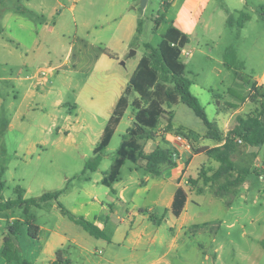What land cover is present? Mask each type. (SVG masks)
<instances>
[{"label":"crops","instance_id":"crops-1","mask_svg":"<svg viewBox=\"0 0 264 264\" xmlns=\"http://www.w3.org/2000/svg\"><path fill=\"white\" fill-rule=\"evenodd\" d=\"M212 1L196 0L189 11L180 7L163 38L174 28L189 41L201 24L208 28L203 16ZM240 2L249 5L247 0ZM132 3L131 0H0V141H5L2 154L10 152V140L18 141L17 145L28 141L33 149L52 145L50 141L64 140L75 143L79 149L89 139L94 150L142 59L132 63V72L123 71L121 62L125 60V65L129 64L126 55L133 47L140 19ZM174 5L175 0L170 7ZM222 10L218 9L221 15ZM230 17L227 22L232 27L234 22H229ZM251 19L249 16L246 22ZM43 70L45 75H41ZM254 82L264 88V66ZM193 86L192 81L191 91ZM217 116L218 111L213 121L219 122ZM125 119H128L126 133L135 119L129 109L112 140ZM189 132L193 133L190 129ZM149 140L160 144L157 137ZM224 143L215 142V147ZM187 148L180 151L175 165L163 167L158 176L147 172L146 179L140 182L121 184L120 174L111 186L105 185L102 180L112 163L102 176L95 177L104 158L98 170L81 174L84 192L80 210L72 212L83 211L82 215L109 238L91 235L61 211L59 198L73 194L78 187L61 189L57 191L60 193L57 200L35 207L49 210L54 216L51 220L36 222L33 215L39 226L37 239L29 234L28 218L15 216L21 209L2 212L0 217L7 222L6 231L9 223L19 222V236L13 238V243L20 257L32 264H180L182 259L190 262L186 254L187 239L206 234L212 244L218 245L214 248L217 254L213 260L217 264L223 260L225 244L232 238L233 229L247 219L240 224L241 242L237 243L229 264H261L264 144L255 146L257 164L255 168L252 166V172L234 194L235 199L228 204L226 198L231 194L217 196L207 190L208 186L201 185L203 190L191 186L189 179L198 178L199 168L209 155ZM13 151L18 152L16 148ZM83 158L87 160L88 154H83ZM134 164L135 169L144 170L138 166L139 162ZM257 166L263 167L261 172L255 171ZM0 167L6 170L5 166ZM179 187L186 190L188 198L182 214L175 216L171 207ZM24 189V198H30L31 188ZM206 193L223 198V204L230 208L228 216L208 221L199 220L200 215L192 213L191 206L201 207L199 197ZM143 197H150L149 206H141ZM8 234L4 233L0 239V264H19L16 260L8 261L2 254ZM180 241L185 245V256H176L179 262L174 263L172 253L177 252ZM24 243L31 247L27 255L22 248ZM199 248L205 254L201 243ZM93 255L99 260L93 261ZM210 258L205 254L206 260Z\"/></svg>","mask_w":264,"mask_h":264},{"label":"rangeland","instance_id":"rangeland-1","mask_svg":"<svg viewBox=\"0 0 264 264\" xmlns=\"http://www.w3.org/2000/svg\"><path fill=\"white\" fill-rule=\"evenodd\" d=\"M131 1L133 2L131 6L136 7L138 10L139 20H142V31L140 34L137 33L132 43L133 47L126 55L129 64H123V71L130 72L133 70L132 63L134 61H138L149 54L147 44L155 48L160 45L164 34L171 25V21L177 17L180 7L189 11V6L194 4L196 0H175L176 5L173 7H170L173 0H149L147 6L143 9L141 0ZM247 1L249 5L246 6L240 0H213L203 16L209 27L205 28L201 24L195 35L184 45L186 49L192 52L190 56L181 54L183 46L180 45L179 39L175 44L172 43V47L179 50L178 60L185 64L187 77L194 82L192 92L199 98L208 117L213 120L216 118L217 111L219 112V116H217L219 122H216V126L224 136L233 133L241 118L264 121V88L254 82L256 74H260L264 66V0ZM219 8L223 9L222 15L218 12ZM242 12L249 15L252 18L251 21H244L241 18ZM230 15L232 16L230 17ZM228 17H230L229 22L231 24L234 22L232 27L227 22ZM157 19L160 20L159 23ZM242 22L247 24L244 29L240 25ZM228 47H232L236 53V61L232 69L224 65L225 51ZM132 50H135L136 54L130 56ZM134 78L137 87L141 88L143 92L140 93L131 88L128 96V109L135 118L131 127L139 128L146 124L144 127L147 133H151L155 136L154 138L157 137L160 140V144H157L156 142H150L148 137L142 139L145 153H150L158 145H162L173 149L175 160H177L180 151H186L185 147L187 148V145L190 146L187 149L194 152L215 148L214 141L202 137L207 130L203 120L188 105L181 102L179 93L172 81L165 80L163 76L157 74L152 65L148 64L139 65ZM215 101L219 107L216 106ZM136 119L137 122H135ZM140 123L142 126H140ZM127 124L128 119H125L105 151L104 160L95 175L96 178L102 176L109 169L116 157V151L121 144ZM189 129L193 133L189 134ZM178 135L183 136L187 144L177 140ZM239 139L233 159L238 163L254 165L255 168L257 164L254 161L255 146H249L242 139V142H239ZM84 141L79 149L75 143L65 142L64 140L50 141L52 145L43 147L39 145L37 149H33L28 141H23L22 144L18 143L17 145L16 142L18 141L10 140V152L6 154H2V145L5 141H0V165L6 168L2 178L5 187L0 192V202L4 201V198L6 200L15 198L14 189L18 185L31 188L30 197H39L47 192L53 193L73 186L74 189L76 187L78 189L76 188L73 194H69V196L63 195L62 198H59V201L71 212L74 209L80 210L79 202L84 192L82 190L84 180L80 176H82L86 161L93 155L90 140ZM15 148L18 151L17 153L13 151ZM187 153H189L188 150ZM83 154H88L89 158L84 159ZM138 166L143 167L145 171L135 169L137 165L131 161L126 162L121 171V184L130 181L140 182L146 179V161L141 159ZM219 166L220 162L216 157L209 155V159L199 168L197 183L191 184V186L199 189L201 185H204L203 173L205 172L207 176H210ZM260 169H263V167L257 166L255 171ZM200 174L202 177H200ZM207 186V190L210 191V184ZM235 197L234 194L229 195L226 198V203L228 204L229 200L233 201ZM199 198L202 200V206H191L192 213L200 215L199 220L211 221L217 217L228 216L230 208L228 209L223 204L222 197H214L206 193L205 196ZM149 200L150 197H143L140 201L141 206H149ZM251 210L253 211V209ZM50 212L35 207L26 212L22 208L19 212H15V216L30 218L31 215V217L34 215L37 222L43 219L51 220L54 216ZM77 212V216L84 217L82 215L83 211ZM247 221V219L241 221L233 229L232 238L225 244L223 260L217 264L230 263L237 248V243L241 242L240 224ZM6 224V220L0 217V239L4 237V233L8 234ZM82 231L90 235L85 230ZM167 233L170 235L169 230ZM187 241L189 251H186V254L190 262H185L182 259L181 261L184 264H213V260L216 259L214 254H217L214 253V248L218 245L212 244L206 234L198 238H189ZM199 243L203 245L205 254H209L211 260L205 259V254L199 248ZM179 246L177 252L173 251L172 253L174 263L179 262L175 258L176 256H185L184 243L180 241ZM22 248L26 255L29 254L31 247L24 243ZM95 260L98 261L99 258L93 255V261ZM261 264H264V256Z\"/></svg>","mask_w":264,"mask_h":264},{"label":"trees","instance_id":"trees-1","mask_svg":"<svg viewBox=\"0 0 264 264\" xmlns=\"http://www.w3.org/2000/svg\"><path fill=\"white\" fill-rule=\"evenodd\" d=\"M241 18L244 21L249 19V15L245 12L241 13ZM159 19L157 22L159 23ZM244 22L240 25L243 26ZM142 31V20H139L137 33ZM174 39V40H173ZM179 39L180 45L184 46L188 43V39L185 35H182L178 30L171 28L167 35L163 38L158 47H152L147 44L148 55L142 57L140 66L143 64L152 65L157 74L163 76L165 80H170L174 83L176 90L179 93L181 102L188 105L194 113L203 120L207 127L205 137L211 139L217 143L225 142L220 147L212 149H205L208 155H214L220 162L219 168L210 176H207L204 172V185L210 184V192L217 196H225L228 194H237L240 186L245 181L246 177L252 172V165H246L238 163L233 159L234 152L238 146V138L245 141L249 146H259L264 144V121L260 119H240L239 125L233 130V133L228 134L226 137L219 131L216 126V122L211 120L205 108L200 103L199 98L191 91L192 81L187 77L184 63L178 60V51L172 47V43H175ZM236 61V53L232 47H228L225 51V64L231 68ZM139 67V66H138ZM131 88H134L138 92H143L141 88L137 87L134 76L132 77L125 93L119 100L117 107L111 116L98 144L93 150V155L86 161L82 175L87 172H95L98 170L105 151L110 145L112 138L116 132L118 125L120 124L126 110L128 109L129 98ZM170 104V103H169ZM137 122V119L136 121ZM139 122V121H138ZM142 122V121H141ZM140 126L141 123H140ZM146 126V124L144 125ZM129 127L127 132L122 137V142L116 151V157L113 159L110 169L106 172L103 183L111 186L116 180L119 179L122 166L127 160L138 163L141 159L146 161V171L155 175H160L162 168L168 165H175V152L170 147H164L158 145L150 153H145L141 140L145 137L152 139L155 136L151 133H147L145 127ZM154 126V125H147ZM145 130V131H144ZM203 151V152H205ZM198 152H202L198 151ZM5 169L1 168L0 171V192L4 189L5 184L2 180ZM200 177L202 175L200 174ZM199 177V178H200ZM198 179H189L190 184H196ZM199 190H203L200 187ZM15 198H10L6 201L0 202V214L5 211L13 209L24 208L26 212H29L32 207L40 206L42 202H46L51 199H58L59 192L57 193H45L39 197L24 198L23 194L25 189L20 185L16 186ZM188 194L183 187H179L175 193V197L172 203V211L175 216H180L185 209ZM61 211L68 215L73 221L81 225L91 235L97 238H109L107 234L100 229L92 221L86 219L83 216H77L68 210L61 202H58ZM29 226V234L31 237L37 239L39 233V226L34 222L32 217L27 219ZM9 234L4 239V247L2 254L8 261L16 260L19 264H32L30 261L20 257L17 248L14 246L13 238L19 236V222L15 221L8 224ZM60 252L58 254L60 255Z\"/></svg>","mask_w":264,"mask_h":264},{"label":"built area","instance_id":"built-area-1","mask_svg":"<svg viewBox=\"0 0 264 264\" xmlns=\"http://www.w3.org/2000/svg\"><path fill=\"white\" fill-rule=\"evenodd\" d=\"M173 44H175V43H173ZM181 54H182L183 56H190V55L192 54V52H191L190 50L186 49L185 46H183V47L181 48ZM45 74H46V71L43 70V71L41 72V75H45ZM177 140L181 141L182 143L187 144L186 140H185L184 137L181 136V135H178V136H177ZM239 142H242V140L239 139ZM187 146H189V145H187Z\"/></svg>","mask_w":264,"mask_h":264},{"label":"water","instance_id":"water-1","mask_svg":"<svg viewBox=\"0 0 264 264\" xmlns=\"http://www.w3.org/2000/svg\"><path fill=\"white\" fill-rule=\"evenodd\" d=\"M147 2H148V0H141V7H142V9L146 7ZM134 54H136V51L135 50H132L131 53H130V56H132ZM121 63L122 64H125V61H122Z\"/></svg>","mask_w":264,"mask_h":264}]
</instances>
